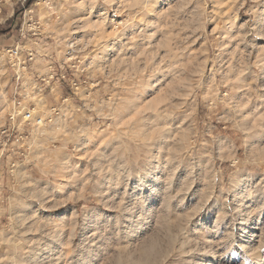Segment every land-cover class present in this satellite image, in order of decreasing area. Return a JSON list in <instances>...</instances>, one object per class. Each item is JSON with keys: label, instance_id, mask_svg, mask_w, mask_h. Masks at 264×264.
<instances>
[{"label": "rangeland", "instance_id": "rangeland-1", "mask_svg": "<svg viewBox=\"0 0 264 264\" xmlns=\"http://www.w3.org/2000/svg\"><path fill=\"white\" fill-rule=\"evenodd\" d=\"M36 2L0 1V264H264V0Z\"/></svg>", "mask_w": 264, "mask_h": 264}, {"label": "built area", "instance_id": "built-area-1", "mask_svg": "<svg viewBox=\"0 0 264 264\" xmlns=\"http://www.w3.org/2000/svg\"><path fill=\"white\" fill-rule=\"evenodd\" d=\"M1 1V0H0ZM17 5H21L22 7L24 6V4L26 3V0H17ZM53 14H51L52 16ZM35 16L33 15L31 10H27L26 8H24L22 10V15H21V27L19 29H17V36L19 35L17 40H14L13 42H16V45L13 47L14 49H8L7 51L10 54V58L11 61H13L12 65L15 66V62L19 61L18 57L20 55V51H19V43H20V38L24 37V28L25 25H29L32 29H30L33 32V35H38L40 34V24L38 21L35 20ZM17 38V37H16ZM29 60L31 59V55L29 54ZM20 65V64H19ZM19 68H21V65L19 66ZM23 69L25 68L22 67ZM50 75L48 76L50 80H52L55 77V71L51 70L50 71ZM53 73V74H52ZM60 80L65 79L64 75H60L59 76ZM14 83H15V88L16 91L21 90V73H20V69L15 71L14 77H13ZM52 112H55V109H52ZM22 119L24 120V122L28 123V124H34L35 126H40L42 123H44L43 118L38 117V116H34L32 111H27L26 114L23 115Z\"/></svg>", "mask_w": 264, "mask_h": 264}, {"label": "trees", "instance_id": "trees-1", "mask_svg": "<svg viewBox=\"0 0 264 264\" xmlns=\"http://www.w3.org/2000/svg\"><path fill=\"white\" fill-rule=\"evenodd\" d=\"M32 1L33 0H27L26 2H27V4H26V6H29L31 3H32ZM21 15H22V10H21V8H17L16 9V12H15V16H14V18L15 19H17V18H20L21 19ZM17 30V29H16ZM11 31H12V29H11Z\"/></svg>", "mask_w": 264, "mask_h": 264}, {"label": "bare ground", "instance_id": "bare-ground-1", "mask_svg": "<svg viewBox=\"0 0 264 264\" xmlns=\"http://www.w3.org/2000/svg\"><path fill=\"white\" fill-rule=\"evenodd\" d=\"M42 0H37L36 4L39 5ZM41 5V4H40Z\"/></svg>", "mask_w": 264, "mask_h": 264}]
</instances>
